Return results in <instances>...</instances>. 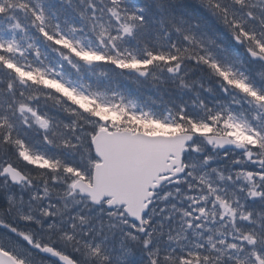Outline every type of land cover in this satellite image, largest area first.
<instances>
[{
	"label": "snow or ice",
	"instance_id": "obj_1",
	"mask_svg": "<svg viewBox=\"0 0 264 264\" xmlns=\"http://www.w3.org/2000/svg\"><path fill=\"white\" fill-rule=\"evenodd\" d=\"M0 264H264V0H0Z\"/></svg>",
	"mask_w": 264,
	"mask_h": 264
}]
</instances>
